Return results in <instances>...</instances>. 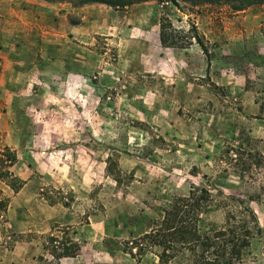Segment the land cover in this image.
Masks as SVG:
<instances>
[{"label": "rangeland", "instance_id": "obj_1", "mask_svg": "<svg viewBox=\"0 0 264 264\" xmlns=\"http://www.w3.org/2000/svg\"><path fill=\"white\" fill-rule=\"evenodd\" d=\"M54 4L56 31L0 30V264H158L134 243L193 188L201 231L253 212L264 264V5Z\"/></svg>", "mask_w": 264, "mask_h": 264}, {"label": "trees", "instance_id": "obj_2", "mask_svg": "<svg viewBox=\"0 0 264 264\" xmlns=\"http://www.w3.org/2000/svg\"><path fill=\"white\" fill-rule=\"evenodd\" d=\"M48 3L68 2L74 7L102 4L114 9L154 0H45ZM178 7L179 3L214 5L224 3L233 11H241L250 6L264 5V0H168ZM171 25L162 19L159 27V42L163 47H175L177 43L167 34ZM194 40L204 51L197 35ZM12 162L15 157H11ZM20 187V185L18 186ZM16 187V189H18ZM212 197L205 189L193 188L185 197L173 199L163 210V218L158 226L146 232L134 244L144 249H152L158 264H241L251 255L254 241L261 237V229L253 212L242 201L237 202L240 210L226 214L225 227L213 231H201L198 223L203 214L210 210Z\"/></svg>", "mask_w": 264, "mask_h": 264}, {"label": "crops", "instance_id": "obj_3", "mask_svg": "<svg viewBox=\"0 0 264 264\" xmlns=\"http://www.w3.org/2000/svg\"><path fill=\"white\" fill-rule=\"evenodd\" d=\"M0 30L2 32H8V29L12 30H20V31H32L35 29L37 21L40 19H45L48 23L52 24L51 29L56 31L57 22L60 23V20L65 19L67 16V11L64 12L66 7L70 5L64 4L63 8H60L61 4L48 3L45 0H0ZM2 4H4V8L6 13L2 12ZM6 4V6H5ZM66 6V7H65ZM8 7V8H7ZM70 8V7H69ZM73 11H78L77 14L80 13L79 10L81 8H71ZM5 14H9V19L6 20ZM81 19L77 21L75 24H68L66 26V30L68 32L73 33L78 30L81 24ZM6 23L8 25H6ZM54 23V24H53ZM10 31V32H11ZM22 46H14V50L21 51ZM10 59V50H6L5 48L0 49V65L6 64ZM58 80L65 79L62 74L54 76ZM76 77L80 78L81 74L78 73ZM37 81L40 82L37 77Z\"/></svg>", "mask_w": 264, "mask_h": 264}]
</instances>
